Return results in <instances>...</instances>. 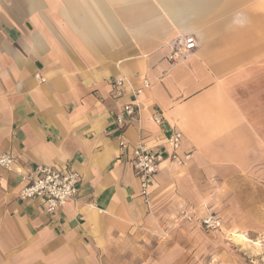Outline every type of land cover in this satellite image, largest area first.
Masks as SVG:
<instances>
[{
  "label": "crops",
  "instance_id": "obj_1",
  "mask_svg": "<svg viewBox=\"0 0 264 264\" xmlns=\"http://www.w3.org/2000/svg\"><path fill=\"white\" fill-rule=\"evenodd\" d=\"M186 35L197 48L171 62ZM121 76L151 84L124 128ZM175 129L191 157L159 165L147 203L133 149L168 154ZM5 152L15 161L0 169V264H183L203 235L186 214L213 212L233 233L230 220L255 219L264 202V0H0ZM38 165L78 171L77 200L49 213L20 198Z\"/></svg>",
  "mask_w": 264,
  "mask_h": 264
},
{
  "label": "built area",
  "instance_id": "obj_2",
  "mask_svg": "<svg viewBox=\"0 0 264 264\" xmlns=\"http://www.w3.org/2000/svg\"><path fill=\"white\" fill-rule=\"evenodd\" d=\"M197 48V41L194 35H186L182 39L174 41L170 45L168 59L171 62H179L186 59ZM39 77V76H38ZM150 82L144 80L141 87L132 86L130 79L121 76L114 82V93L117 97L125 95V89H131L132 100L123 105L120 112L115 116L116 123L120 128L131 120H138L140 112V95L150 87ZM156 122H161V118L155 117ZM183 140V133L180 130H173L167 137L171 151L149 152L143 145L139 144L133 149L132 164L135 172L141 178V194L147 203L150 202V187L152 177L158 171L159 165L165 160H171L177 165H183L190 159V154L182 155L180 147ZM127 143L120 142L121 149H125ZM14 156L10 152L0 154V169H12ZM26 181L20 192L22 199H42L46 204V211L56 212L70 200H77L81 175L72 168L59 169L48 165H38L34 170L21 175ZM189 221H196L207 230L219 229L222 227V220L213 212L203 217H196L193 214L184 216Z\"/></svg>",
  "mask_w": 264,
  "mask_h": 264
},
{
  "label": "rangeland",
  "instance_id": "obj_3",
  "mask_svg": "<svg viewBox=\"0 0 264 264\" xmlns=\"http://www.w3.org/2000/svg\"><path fill=\"white\" fill-rule=\"evenodd\" d=\"M241 189L246 196H250L247 199H252L251 194H256L257 191L255 188ZM249 204L253 206L252 202ZM254 208H257L256 205L252 208V212L256 215L255 219L237 217L230 220L234 225H239L233 228V233H241L242 228L246 227V232L239 238L227 230L223 219L222 227L214 230H207L200 223L195 222L203 232L201 244L195 249L191 245L190 251H185L183 264H264V202L260 204L259 209L254 210ZM182 220L189 221L186 218ZM173 221L174 224L168 225V228L172 226L171 230L180 225L178 219ZM171 236L173 234L167 233L165 237ZM174 238L178 239L177 234Z\"/></svg>",
  "mask_w": 264,
  "mask_h": 264
}]
</instances>
